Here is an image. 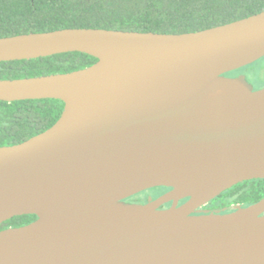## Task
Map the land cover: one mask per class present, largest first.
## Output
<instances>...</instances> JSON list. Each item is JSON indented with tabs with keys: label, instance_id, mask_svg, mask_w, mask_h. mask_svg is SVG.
I'll use <instances>...</instances> for the list:
<instances>
[{
	"label": "water",
	"instance_id": "1",
	"mask_svg": "<svg viewBox=\"0 0 264 264\" xmlns=\"http://www.w3.org/2000/svg\"><path fill=\"white\" fill-rule=\"evenodd\" d=\"M66 52L98 60L0 79V100L65 103L45 131L0 146V224L37 216L0 230V264H264V197L200 210L264 178V87L226 75L264 57V10L184 33L81 27L0 37V61ZM155 187L171 189L127 200Z\"/></svg>",
	"mask_w": 264,
	"mask_h": 264
},
{
	"label": "trees",
	"instance_id": "2",
	"mask_svg": "<svg viewBox=\"0 0 264 264\" xmlns=\"http://www.w3.org/2000/svg\"><path fill=\"white\" fill-rule=\"evenodd\" d=\"M263 10L264 0H0V37L81 27L184 33L229 23ZM97 60L87 53L66 52L0 61V79L67 73ZM257 61L226 75L238 76L246 68L245 75L254 88H263L264 65L252 69ZM64 106L61 99L55 98L0 100V146L18 144L45 131L60 118ZM150 189L158 191L154 197L163 191L159 187ZM138 194L127 200L140 201ZM263 197L264 178L245 180L225 190L200 210L231 212ZM36 218L34 214L14 216L0 224V230L22 226Z\"/></svg>",
	"mask_w": 264,
	"mask_h": 264
},
{
	"label": "rangeland",
	"instance_id": "3",
	"mask_svg": "<svg viewBox=\"0 0 264 264\" xmlns=\"http://www.w3.org/2000/svg\"><path fill=\"white\" fill-rule=\"evenodd\" d=\"M256 64H257V67L254 66V65H256ZM256 64L253 65L254 67L252 66V69H255V70H256V69L259 68L261 65H264V58H262L261 60L257 61ZM242 69H243V68H242ZM247 70H248V69L245 68L244 71L242 70L240 74H245V73L247 72ZM252 76H253V75H252ZM263 76H264V75H263ZM262 79H263V81H264V77H263ZM157 192H158V191H157L156 189H148V190H144V191H142V192L139 193L136 197H137V199H139L140 201L145 202L149 196L155 195Z\"/></svg>",
	"mask_w": 264,
	"mask_h": 264
},
{
	"label": "flooded vegetation",
	"instance_id": "4",
	"mask_svg": "<svg viewBox=\"0 0 264 264\" xmlns=\"http://www.w3.org/2000/svg\"><path fill=\"white\" fill-rule=\"evenodd\" d=\"M159 188H162V190H163L162 193H160V195H162V194L168 192V191L171 189V188H168V187H166L167 189H164L165 187H159ZM160 195H158L157 197H159ZM149 197H150V196H149ZM149 197H148V198H149ZM157 197H154V196L152 195V198H153V199H156ZM148 198H147V200H148ZM147 200H146L145 202H142V201H132V202H136V203H146ZM182 203H184V202H182V201L179 202V204H182ZM171 205H172V202H168V203L162 204V205L160 206V208H161V209L169 208ZM203 211H205V210H203ZM208 211H211V210H208ZM213 211H214V210H213Z\"/></svg>",
	"mask_w": 264,
	"mask_h": 264
}]
</instances>
